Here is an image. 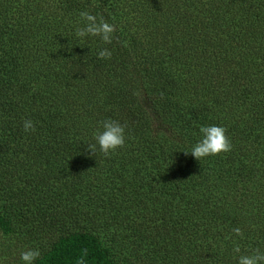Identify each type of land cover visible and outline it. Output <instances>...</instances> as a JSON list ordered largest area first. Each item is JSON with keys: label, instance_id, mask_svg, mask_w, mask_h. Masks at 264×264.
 I'll return each mask as SVG.
<instances>
[{"label": "trees", "instance_id": "1", "mask_svg": "<svg viewBox=\"0 0 264 264\" xmlns=\"http://www.w3.org/2000/svg\"><path fill=\"white\" fill-rule=\"evenodd\" d=\"M85 11L111 44L76 37ZM108 119L125 145L87 156ZM202 125L232 150L185 155ZM30 210L62 229L35 264L264 253V0H0V231Z\"/></svg>", "mask_w": 264, "mask_h": 264}, {"label": "clouds", "instance_id": "2", "mask_svg": "<svg viewBox=\"0 0 264 264\" xmlns=\"http://www.w3.org/2000/svg\"><path fill=\"white\" fill-rule=\"evenodd\" d=\"M80 18L85 22V26L77 28L75 35L81 40L87 36L100 37L106 43L111 44L113 40V33L115 26L106 22L103 17L97 20L95 15L89 12H81ZM127 47V42H123ZM71 50V47H69ZM112 52L108 49H103L98 52V58L111 59ZM101 130L94 133V143H87L84 149L87 156H97L102 153L104 157H109L115 153L117 149L125 145V126L121 125L118 121L108 119L100 122ZM24 131H34L35 125L31 120L24 121ZM202 134V139L197 142L190 151H184L185 155L189 153L198 161H202L205 157L216 156L221 152H229L232 150V144L226 135V129L221 126H200L199 129ZM237 235L243 236L240 228L233 230ZM241 252L240 246L237 244L233 248V253L239 254ZM41 253L39 249H29L21 253V260L24 264H33ZM88 255L85 249L82 256L78 259L77 264H86L85 257ZM238 264H264V253L259 249L251 255H239Z\"/></svg>", "mask_w": 264, "mask_h": 264}, {"label": "rangeland", "instance_id": "3", "mask_svg": "<svg viewBox=\"0 0 264 264\" xmlns=\"http://www.w3.org/2000/svg\"><path fill=\"white\" fill-rule=\"evenodd\" d=\"M54 219L48 212L39 215L34 210L24 211L22 217L13 221L11 231H0V264H24L20 256L25 250L39 249L41 253L62 232L60 225L49 223Z\"/></svg>", "mask_w": 264, "mask_h": 264}]
</instances>
